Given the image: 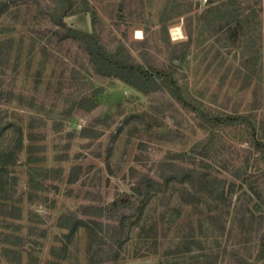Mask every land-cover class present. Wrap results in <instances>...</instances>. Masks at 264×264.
Returning <instances> with one entry per match:
<instances>
[{
	"label": "rangeland",
	"instance_id": "374dc122",
	"mask_svg": "<svg viewBox=\"0 0 264 264\" xmlns=\"http://www.w3.org/2000/svg\"><path fill=\"white\" fill-rule=\"evenodd\" d=\"M2 2L0 264H264V159L251 146L253 126L264 138V0ZM70 5L65 22L95 32L109 52L124 47L145 66L174 64L201 108L249 117L210 138L168 91L144 95L98 74L80 42L57 34ZM172 28L181 29L177 39ZM208 138L203 155L198 145ZM176 152L188 156L177 168L225 183L224 195L189 182L151 192L131 213L140 222H129L119 256L103 263L87 229L59 227L64 212L106 205L140 174L162 181L161 163Z\"/></svg>",
	"mask_w": 264,
	"mask_h": 264
},
{
	"label": "trees",
	"instance_id": "16d2710c",
	"mask_svg": "<svg viewBox=\"0 0 264 264\" xmlns=\"http://www.w3.org/2000/svg\"><path fill=\"white\" fill-rule=\"evenodd\" d=\"M8 6L7 2L0 3V17L6 12ZM70 8H73V5L67 7L61 18H59L57 25L61 26L62 29L57 31V34L60 39L72 38L80 42L87 51L90 61L98 74L119 78L144 95L162 90L168 91L183 107L197 114L204 125L211 130L210 138L214 135V129L218 126L235 124L236 122L247 120L246 118L249 117L241 114H214L201 108L185 93L184 88L177 79V68L174 64L165 68L155 65L145 66L134 61L124 47H120L113 53L109 52L99 35L95 32L90 33L75 29L65 22L64 17L69 14ZM175 58L179 59V56ZM258 58L262 67V63L264 64L262 49L258 51ZM93 104L95 103L93 102ZM252 131L254 135V141L251 144L253 152L263 160L264 138H257L258 130L256 126H253ZM210 140L208 138L207 141H202L198 145V147L201 146L203 155H208V151L211 148ZM197 152H199L198 149ZM187 157L185 153L181 152L170 153L167 158L171 161L165 160L161 163L162 175H159V177L163 179L162 181L149 174H140L132 185L130 192L121 193L110 203L106 205L85 204L75 210L64 212L59 218V227L68 230L69 235H73L80 228L87 229L90 232L89 249L92 255L103 257L98 262H106L104 261V256L106 255L114 256L116 259L119 256L116 248L118 245L123 247L127 237L124 236L128 234L129 222L131 225H137L140 222L139 220L131 221V213L138 209L136 207L139 201H143L151 192L163 191L172 182H189L196 192L207 191L210 190L209 188L215 187L217 180H210L205 172L185 166L177 168L178 164L176 161L184 162ZM165 166L169 167L167 171L163 168ZM224 187L225 183L219 184L210 191L212 194L217 193L218 195L221 192L224 195V191H222ZM187 194L191 195L193 193L187 192ZM111 232L112 235H109ZM258 258L264 259V246L259 252ZM159 264H166V262L160 259Z\"/></svg>",
	"mask_w": 264,
	"mask_h": 264
},
{
	"label": "bare ground",
	"instance_id": "6f19581e",
	"mask_svg": "<svg viewBox=\"0 0 264 264\" xmlns=\"http://www.w3.org/2000/svg\"><path fill=\"white\" fill-rule=\"evenodd\" d=\"M171 33L177 39L179 37V35L181 34V29L180 28H172ZM138 34H140V37H141V31H139Z\"/></svg>",
	"mask_w": 264,
	"mask_h": 264
}]
</instances>
